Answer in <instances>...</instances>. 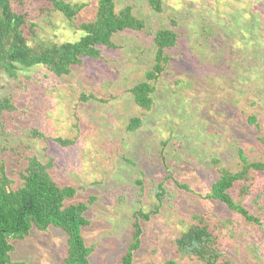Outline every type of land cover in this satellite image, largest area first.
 <instances>
[{
    "label": "rangeland",
    "instance_id": "374dc122",
    "mask_svg": "<svg viewBox=\"0 0 264 264\" xmlns=\"http://www.w3.org/2000/svg\"><path fill=\"white\" fill-rule=\"evenodd\" d=\"M64 1L85 4L72 23L58 12L41 14L45 3L31 0L35 27L22 29L30 46L77 41L78 24L95 19L98 0ZM160 1L156 12L144 0H114L116 10L131 6L144 28L116 34V49L72 66L69 75L36 66L11 78L0 68V99L12 106L0 116V162L18 183L24 158L34 155L51 163L48 172L58 185L75 189L66 205L95 199L84 214L90 225L81 229L85 246H94L91 264H120L132 240L133 213L155 207L157 214L139 222L133 264H198L178 256L173 243L195 223L194 214L206 215L210 228L218 220L234 225L215 232L223 253L217 264H264V171L252 173L255 191L244 199L259 225L202 197L218 179L217 167L240 169V149L250 162L264 163V0ZM159 30H173L179 39L166 50L169 61L152 83L151 109L143 112L128 90L146 81ZM89 94L106 101L81 99ZM133 117L142 125L129 132ZM11 244L12 262L64 264L67 235L53 226L33 227Z\"/></svg>",
    "mask_w": 264,
    "mask_h": 264
},
{
    "label": "trees",
    "instance_id": "16d2710c",
    "mask_svg": "<svg viewBox=\"0 0 264 264\" xmlns=\"http://www.w3.org/2000/svg\"><path fill=\"white\" fill-rule=\"evenodd\" d=\"M150 7L160 12V0H144ZM31 0H0V68L11 78L17 76L18 71L32 67L42 66L57 77L70 74L72 66L82 65L85 59H99L103 49L113 50L116 45L112 38L124 31H140L144 28V22L135 17L131 6H125L120 10L115 9L114 0H98L95 19L91 22L80 23L77 29L82 36L74 42L61 44L38 43L30 46L22 29L29 24V5ZM44 6L41 14L51 16L53 13H61L69 23L76 20L85 4L71 5L64 0H42ZM33 35L36 34L33 32ZM179 39L173 30H159L154 33L153 44L155 46L154 63L146 72V81L132 86L128 93L133 102L143 112L151 109L155 82L164 70L169 56L167 49L176 47ZM82 100H96L94 95H82ZM12 110L7 97L0 99V116ZM248 123L255 124L256 118L250 115ZM142 125V118L129 119L126 129L134 132ZM257 126V124H256ZM35 138H44V135L36 130L32 131ZM53 141L70 145V140ZM240 169L231 172L217 167L218 179L210 186L209 192L202 196L205 199L216 201L224 205L229 211L238 214L247 223L258 224L259 219L249 213L245 206V198L255 191V183L252 179L253 172L264 171V163L250 162L242 149L238 151ZM26 162L23 169L18 171V183L10 178L5 163L0 162V264H26L23 261L12 262L9 253L13 251L11 241L22 240L28 236L31 228L45 230L53 226L61 229L67 235V246L64 264H91L89 257L94 251V246L87 248L81 237V229L90 225L84 217L85 212L95 200L93 197L86 203L66 205L65 202L75 196V189L70 186L58 185L50 176L51 163H42L36 156L24 158ZM214 165L218 164L213 160ZM168 178V177H167ZM17 183V184H16ZM174 183L185 191L190 188ZM159 189H162L159 184ZM233 190L234 195L230 193ZM199 196V195H198ZM200 197V196H199ZM256 196L252 199L255 202ZM158 213V207L143 212L133 213L132 240L120 264H133L134 255L140 248L142 229L140 221L147 222L153 214ZM188 229L173 241L178 256L194 258L198 264H217L223 257L218 246V238L215 232L220 227H234L229 220H222L216 226L209 227L206 215L194 214L191 217ZM259 225V224H258ZM165 264H176L167 261Z\"/></svg>",
    "mask_w": 264,
    "mask_h": 264
}]
</instances>
